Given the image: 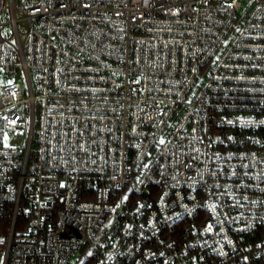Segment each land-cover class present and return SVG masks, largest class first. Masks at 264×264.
Returning a JSON list of instances; mask_svg holds the SVG:
<instances>
[{
	"label": "built area",
	"instance_id": "obj_1",
	"mask_svg": "<svg viewBox=\"0 0 264 264\" xmlns=\"http://www.w3.org/2000/svg\"><path fill=\"white\" fill-rule=\"evenodd\" d=\"M0 264H264V0H0Z\"/></svg>",
	"mask_w": 264,
	"mask_h": 264
},
{
	"label": "rangeland",
	"instance_id": "obj_2",
	"mask_svg": "<svg viewBox=\"0 0 264 264\" xmlns=\"http://www.w3.org/2000/svg\"><path fill=\"white\" fill-rule=\"evenodd\" d=\"M9 141V138H8V136H6V142H8Z\"/></svg>",
	"mask_w": 264,
	"mask_h": 264
}]
</instances>
